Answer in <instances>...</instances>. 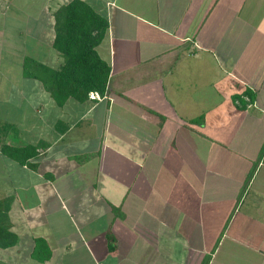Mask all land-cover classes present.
I'll return each instance as SVG.
<instances>
[{
  "label": "crops",
  "instance_id": "0c3cea01",
  "mask_svg": "<svg viewBox=\"0 0 264 264\" xmlns=\"http://www.w3.org/2000/svg\"><path fill=\"white\" fill-rule=\"evenodd\" d=\"M69 1L0 0V57L21 55L16 83L0 75L14 94L0 109L31 118L44 147L17 175L31 179L25 190L0 154L13 189L0 197L29 220L23 247L10 217L19 241L8 250L25 264H264V0H81L108 22L96 48L107 93L58 107L22 63L25 42H42L37 61L60 68L54 13ZM72 147L98 152L99 171L63 166ZM36 239L44 263L31 257Z\"/></svg>",
  "mask_w": 264,
  "mask_h": 264
},
{
  "label": "trees",
  "instance_id": "16d2710c",
  "mask_svg": "<svg viewBox=\"0 0 264 264\" xmlns=\"http://www.w3.org/2000/svg\"><path fill=\"white\" fill-rule=\"evenodd\" d=\"M107 29V20L83 1L71 0L62 5L54 13V38L51 46L63 57V64L59 69H52L37 60L25 57L22 63L24 77L40 82L58 107H62L68 99L83 103L90 99V94L98 97L91 100L106 96L110 67L99 57L96 48L104 39ZM1 126L0 154L21 167L36 170L41 154L39 150L44 149L43 145H22L20 142L11 144V141L18 139L17 134L11 138L8 130L13 125L5 122ZM263 154L264 146L259 160ZM253 172L254 170L247 183ZM12 203V196L0 197V250L11 249L19 241L17 234L11 229L9 212ZM107 239L111 241V236L108 235ZM108 247L111 250L113 246L110 244ZM50 256L47 243L36 239L31 253L32 259L44 263Z\"/></svg>",
  "mask_w": 264,
  "mask_h": 264
},
{
  "label": "rangeland",
  "instance_id": "374dc122",
  "mask_svg": "<svg viewBox=\"0 0 264 264\" xmlns=\"http://www.w3.org/2000/svg\"><path fill=\"white\" fill-rule=\"evenodd\" d=\"M6 8H7L6 12L10 13L11 9H9V5H7ZM3 14H4L3 11H0V19H3V17H2ZM8 16H9V14H8ZM25 43L28 45V54H27L28 57H31L34 60H38V58L40 60V59H42V57H44V52L46 50L41 49L42 47H45V46L41 45L42 42H41V44L39 42H30V41L25 42ZM14 44L18 45L17 42H14ZM7 48H9V47H7ZM9 51L11 52L10 54L7 53V51H4L3 55L8 54L10 56V59H11L10 62H7L9 60V58L4 57L6 59V60H4V58L2 59V57H0V60L2 59V65L0 68V75L6 76V78L8 80H10L12 82L14 81L16 83L17 74H18V71L20 70L18 67V63L21 61V59H20L21 55H19L18 52L14 51L13 48H11ZM1 53H2V49H0V55H1ZM7 79H6V82H7ZM20 80H21V78H20ZM4 83H5V81L2 82V85ZM25 85L27 86V83H25ZM9 95L11 96L14 94L11 90V86L8 85V83H6V85H4L3 87L0 88V100L2 98L9 97ZM5 115H6V118H8V119L4 118ZM18 116H20V115H16L12 110L8 111V109H4V108L0 109V117L6 119L8 121V124L10 123L13 125L12 128H10V127L8 128L10 135H11V138L12 137L14 138V136L16 134H17V137H19L22 134V136H23L22 141L23 142H25L27 144L36 143V141L39 139L38 128H35V127H37L36 123L34 121H32L31 118L26 119L27 118L26 117V118H23L24 120H21V118ZM82 122H84V121H82ZM3 123H5V122L0 121V131L3 129V126H1V124H3ZM65 123H68V122H65ZM86 123H87V121H86ZM29 127H30L31 132L27 133L26 131L29 130ZM25 128H26V130H24ZM84 135L85 136H79V137L81 139H84V138L88 139L87 137L93 135V131L91 130V132H89V131L85 130ZM69 137L70 136H64L63 137L64 138L63 143H60L59 145L62 147H65V146H69L70 144H72V142H65ZM93 137H95V136H93ZM15 143H19L18 139L16 141H11V144L16 145ZM71 149H73V150L68 149V153L69 154L73 153V155L69 158H64L61 160L64 163L63 166H65L66 161H71L73 163L75 162L77 166L80 164L82 165L84 163L89 162V163H87V167H88L87 172L90 171V173L91 172L97 173V171H99L98 161L92 160V159L98 158L99 157L98 154L97 155L96 154H90L91 155L90 156V155L82 152L84 154H78L77 155L76 152H74L75 149L73 147ZM76 149H79V148H76ZM88 149H90V148H88ZM81 150H85V149L82 148ZM1 161L3 163V166L7 167L6 168L7 171L6 170L5 171L10 173L12 181L14 183H16L15 180L21 181V182H19L20 186H22V188L25 190L28 187V185H30L29 183H30L31 179L27 178V179L23 180L21 177L20 178L17 177V175L23 170V168L20 165H12L11 164L12 162L9 159L4 158V157L1 158ZM3 170H4V168L2 166H0V172H2ZM28 170H30V169H28ZM90 173L88 175H90ZM21 174H22V172H21ZM24 186H26V187L24 188ZM7 187L9 189V194L12 193V190H13L11 188L12 186L10 187L7 184L1 183V181H0V195L6 194V191H8L6 189ZM53 187H54V185L52 184L51 188H53ZM26 192L29 194V190ZM31 192H30V194H31ZM32 197H33V193H32ZM11 210L12 211H10V212H12V213H11L10 217L14 216L15 220H17L16 225H15V230H16L18 235H20V236L22 235V239H21V242L23 240L22 246L26 247V243H27V241L25 240L26 234H23L22 231L25 230V228L28 226V222H29L28 217L22 216V214H21L22 212L20 211V209L16 205H13ZM45 217L47 220L49 219V216L46 215ZM24 219L26 221H24ZM21 242H20V244H21ZM3 252H6L5 254L7 255V257L5 259H8V262H10L8 264H22V263L25 264L26 263V256H25L26 252L25 251L20 252V253H13L14 252L13 249L11 251L10 250H7V251L0 250V256L2 254H4ZM9 252H11V253L8 254ZM28 263L30 264L31 261H28ZM0 264H6V261H1Z\"/></svg>",
  "mask_w": 264,
  "mask_h": 264
},
{
  "label": "built area",
  "instance_id": "2783aa9c",
  "mask_svg": "<svg viewBox=\"0 0 264 264\" xmlns=\"http://www.w3.org/2000/svg\"><path fill=\"white\" fill-rule=\"evenodd\" d=\"M96 95L90 94L89 98L94 99Z\"/></svg>",
  "mask_w": 264,
  "mask_h": 264
},
{
  "label": "clouds",
  "instance_id": "9594fccd",
  "mask_svg": "<svg viewBox=\"0 0 264 264\" xmlns=\"http://www.w3.org/2000/svg\"><path fill=\"white\" fill-rule=\"evenodd\" d=\"M95 98H98L97 96H95Z\"/></svg>",
  "mask_w": 264,
  "mask_h": 264
}]
</instances>
